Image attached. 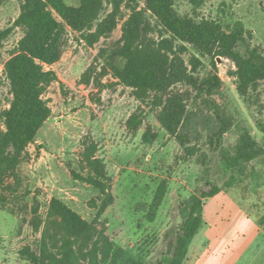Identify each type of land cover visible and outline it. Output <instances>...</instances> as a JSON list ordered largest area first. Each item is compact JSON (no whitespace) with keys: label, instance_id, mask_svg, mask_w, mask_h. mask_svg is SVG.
Here are the masks:
<instances>
[{"label":"rangeland","instance_id":"obj_1","mask_svg":"<svg viewBox=\"0 0 264 264\" xmlns=\"http://www.w3.org/2000/svg\"><path fill=\"white\" fill-rule=\"evenodd\" d=\"M111 1L102 0L101 18L111 12ZM133 8L143 12L146 41L170 38L143 0H124L109 35L88 45L68 28L60 60L46 67L57 75L43 94L51 114L27 147L29 159L19 165L22 196L10 203L26 221L0 209V264H32L20 254L24 246L37 247L43 230V225L34 230L31 209L38 206L45 218L52 197L96 221L112 241L144 262L165 264L192 196L213 183L222 191L204 200L203 225L183 264H264V80L245 99L230 59H216L214 66L211 57L177 41L185 46L179 55L183 60L200 59L195 71L199 80L216 73L221 84L210 94L177 84L175 90L187 95L186 115L170 135L158 118L154 93L139 97L112 71L122 25ZM174 9L197 21L215 20L227 30L240 23L245 41L236 50L246 56L249 45L264 54V0H174ZM19 11L18 0H0V31L11 28L0 43V109L11 99L3 67L23 35L13 26ZM89 146L102 162L106 193L112 197L99 217L106 194L85 181L93 173L83 157ZM241 153L240 163H234ZM162 182L164 198L155 219L148 221L147 206Z\"/></svg>","mask_w":264,"mask_h":264},{"label":"trees","instance_id":"obj_2","mask_svg":"<svg viewBox=\"0 0 264 264\" xmlns=\"http://www.w3.org/2000/svg\"><path fill=\"white\" fill-rule=\"evenodd\" d=\"M18 1L20 11L13 26L20 27L23 35L3 67L11 99L7 107L0 109V121L4 125L0 131V209L26 221L10 203L22 196L23 177L19 165L29 159L27 147L35 141L39 129L51 114L43 94L57 75L46 67L60 60L68 28L79 32L88 45L109 35L117 26L124 0H112V10L103 18L100 17L102 0H76V5L68 4V0ZM143 1L146 10L170 38L146 41L143 12L133 8L122 25L121 46L115 56L118 62L112 65V71L120 82L134 88L139 97L154 93L160 107L158 118L170 135L177 133L186 115L187 95L175 90V86L184 83L210 94L221 84L216 73L199 80L195 71L201 64L200 59L191 56L187 62L183 60L179 55L185 46H178L177 41L189 43L198 54L211 57L214 66L219 57L230 59L236 68L237 90L245 99L250 90H256L259 82L264 80V54L249 45L246 56L236 50L238 42L245 41L240 23L227 30L212 19L197 21L188 15H179L174 9V0ZM10 31L11 28L0 31V43ZM254 143L246 142L249 146ZM241 155L234 163H240L244 154ZM83 157L93 170L85 181L106 194L97 210L99 217L112 201L106 193L108 177L102 162L95 156L94 146L86 148ZM221 191L222 188L213 183L209 189L192 196L175 247L165 264H183L191 241L203 225L204 200ZM164 194L162 182L147 206L148 221L155 219ZM31 224L35 231L43 225L37 247L24 246L20 250L32 264H163L161 261L147 263L131 254L112 241L103 228H98L96 221L84 219L56 197L49 200L45 218L39 214L38 206L31 209Z\"/></svg>","mask_w":264,"mask_h":264},{"label":"water","instance_id":"obj_3","mask_svg":"<svg viewBox=\"0 0 264 264\" xmlns=\"http://www.w3.org/2000/svg\"><path fill=\"white\" fill-rule=\"evenodd\" d=\"M218 59H220V57Z\"/></svg>","mask_w":264,"mask_h":264}]
</instances>
